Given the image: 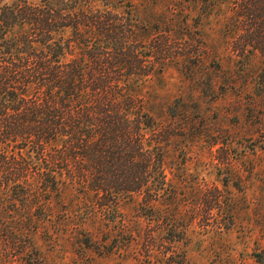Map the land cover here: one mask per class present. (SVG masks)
<instances>
[{"label": "trees", "instance_id": "obj_1", "mask_svg": "<svg viewBox=\"0 0 264 264\" xmlns=\"http://www.w3.org/2000/svg\"><path fill=\"white\" fill-rule=\"evenodd\" d=\"M201 16L264 72V0H0V234H16L10 209L68 187L110 221L124 198L161 201L168 138L142 90Z\"/></svg>", "mask_w": 264, "mask_h": 264}, {"label": "rangeland", "instance_id": "obj_2", "mask_svg": "<svg viewBox=\"0 0 264 264\" xmlns=\"http://www.w3.org/2000/svg\"><path fill=\"white\" fill-rule=\"evenodd\" d=\"M199 22L142 90L168 138L161 201L124 198L110 221L73 188L37 196L10 209L0 264H264V72L236 62L220 20Z\"/></svg>", "mask_w": 264, "mask_h": 264}]
</instances>
